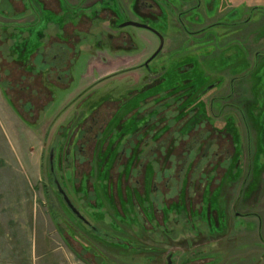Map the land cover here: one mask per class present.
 <instances>
[{
	"label": "rangeland",
	"instance_id": "1",
	"mask_svg": "<svg viewBox=\"0 0 264 264\" xmlns=\"http://www.w3.org/2000/svg\"><path fill=\"white\" fill-rule=\"evenodd\" d=\"M42 3L0 0V33L7 32L9 39L0 35V45L4 40L15 46L20 58L32 61L23 67L1 63L0 189L8 209L14 200L13 207L22 216L36 209L37 218H45L36 228L33 224L36 237L51 229L46 220L50 211L58 224L62 223L60 213L75 219L66 212L52 184L47 159L52 150L53 173L62 186L66 150L69 155L79 154L76 146L83 142L78 139L81 128L94 127V120L104 125L102 136L100 142L91 139L86 144L84 155L99 158V163L121 157L127 161L119 166L122 173L126 170L128 178L134 179L145 164L147 188L165 174L170 185L165 196L169 195L166 200L171 209L179 200L173 193L180 191V200H185L197 186L205 191L201 200L205 209L209 203L211 210L221 209L218 192L228 186L234 196L245 184L240 185L239 178L246 175L242 180L249 188L240 193L242 201L253 197L251 190L259 182L264 189V0H51L54 14L42 9ZM127 20L145 24L162 36V48L147 67L143 62L156 50L160 38L148 28L113 26ZM124 33L130 42L120 39ZM124 41L128 48L117 47ZM50 43L54 49L59 46L67 51L70 67L61 68L58 79L53 68L54 78L47 81L49 63H42L41 53ZM46 61H50L49 55ZM146 124L141 131L135 129ZM199 132L202 141L199 136L194 139ZM207 140L213 143L202 156ZM226 155L230 157L226 159ZM195 160L200 161L198 166ZM102 176L107 179L106 170ZM211 187L215 189L212 194L208 192ZM139 200L146 202L142 208L151 227L139 226L138 231L163 243L149 242L157 253L135 250V239L125 240L119 232L117 237L132 252L120 259L112 252L124 246L110 247L111 254L104 248L113 258L110 264H166L167 254L170 264H244L235 259L238 252H246L248 257L264 253V245L248 251L247 242L237 246L224 238L211 244L203 240L194 250L182 238L179 244L170 243L181 234L189 238L191 218L158 221L152 209L154 198L152 204L146 195ZM231 200L229 197L227 202ZM260 200L264 215V196ZM134 209L136 216L130 221L143 224L138 207ZM233 215L230 212L231 224L251 228V219ZM215 220L211 219L213 225ZM217 220L223 224L222 216ZM3 228L0 238L10 233L6 252L17 253L10 237L14 232ZM261 233L264 236L262 225ZM26 248L28 253L30 248ZM29 262L27 258L25 264Z\"/></svg>",
	"mask_w": 264,
	"mask_h": 264
},
{
	"label": "flooded vegetation",
	"instance_id": "2",
	"mask_svg": "<svg viewBox=\"0 0 264 264\" xmlns=\"http://www.w3.org/2000/svg\"><path fill=\"white\" fill-rule=\"evenodd\" d=\"M47 1L50 2L51 0H47ZM57 1H58V3L63 2V0H57ZM140 13H142V12H140ZM180 13H182V11L178 12L176 15H179ZM82 17H84V16L82 15ZM177 20H179V22H180V18L178 19V17H177ZM113 26L116 28L119 27V25L116 23H114ZM149 30L152 31L153 33H155L157 36H161L159 33L155 32L154 30H152V29H149ZM203 30L204 29L202 28L198 32H201ZM4 33H5L4 35L1 33H0V35L3 37V39H6V38L8 39V37H7L8 33L7 32H4ZM120 39L128 41L129 37L127 34L124 33L121 35ZM127 41H124V43L120 42L119 44H117V47L123 48V49L128 48V44H127L128 42ZM1 42H2V44L0 45V68L3 67V65L1 64L2 61L6 62V63H10V64H21V67L26 66L28 63L31 64L32 61L29 59V57H27V59L24 60V59L20 58V56H19L20 54L17 55V51H16V48L14 49V47H15L14 45H12V47H11V45L6 43L4 40H1ZM129 42H130V40H129ZM72 44H74V42H72ZM58 50L60 51V53L58 52ZM36 51H37V49H36ZM15 55H17L16 58L14 57ZM46 55L50 56L51 64H50V61L49 62L46 61ZM41 56H42V63L43 64L49 63L47 65L48 69H47L46 77H45V80H47V81H50V78L53 77L52 76L53 68L56 70L54 72L55 78L58 79V78H60L59 73L61 71V68L65 67V69H68L70 67L69 66L70 64L66 60L67 59V51L63 50L62 47L60 48L59 46H57V48L54 49V47L52 46V43H50L49 48H47L44 52L41 53ZM147 65H148V63H147ZM143 66L147 67L146 65H144V62H143ZM201 94H203V93H200V95ZM98 122H99V120H94V127H93V125H87V127H84L85 125H83V127L81 128V135L78 138L79 140L80 139L83 140V142H81L79 145L76 146V148H77L76 150L79 154H75V156H74V154L69 155L70 151L66 150V154L62 160L64 168H63V172H62L63 176L61 179L62 186L61 185L60 186H61L62 190L64 191L65 195L67 196V198L69 199V201L72 203V205L75 208L77 206L76 205L77 199H73V195H71V193L73 194V192L76 191L74 189V187H73L74 185L72 183H74V180L76 179V176L78 174L83 173L85 175V178L87 176L93 177L94 175L96 176L98 174V170L100 168L101 174H103V172L106 170V173H107L106 177L109 179V178H113V176H116L118 173L120 175L126 173V170L123 171V173H122L121 168L119 167L122 163H124V164L127 163V161L123 160L121 157H119V158L115 157L113 159L106 158L105 162L101 163V166L99 168H96V163L99 162L100 159L99 158L95 159L93 156L84 155L85 154V148L84 147L86 146V144L91 139H97V141L100 142V137L102 136V134L100 132H101L102 128L104 127V125L103 126H102V124L97 125ZM146 126H147V124L143 127L138 126L140 128H136L137 127L136 126L135 129H137L138 131L139 130L141 131ZM95 128H97V132L95 131ZM91 133H92V135H90ZM210 135H211V132H210ZM198 136H199L200 141H202L204 136L201 135L200 132L197 136H194L195 137L194 139H196ZM103 143H105V141H103ZM210 143L211 144L213 143L212 140H210V141L207 140L205 142V147L203 149L204 151L202 152V156H204L205 153H207L210 150ZM107 146H109V142L107 145H105L103 147H107ZM98 147L101 148L100 145ZM190 147H192V146H190ZM158 148L159 147H157V149ZM216 155H218L217 151L215 153V158H216ZM230 156H233V152H231ZM230 156L226 155L224 157H226V159H228ZM224 157H222V158H224ZM185 159H187V157ZM47 160H49V159H47ZM78 161L88 162L90 164L87 165L88 167L86 169L80 170L79 167H75V163H77ZM128 161H129V158H128ZM197 161L198 160L194 161L196 163V166H198V164L200 163V161L199 162H197ZM72 164L74 165L73 167H72ZM69 166H71L72 168ZM48 167H49V163H48ZM53 169H54V167H53V162H52V170H50V167H49L50 175H51L52 182H53L52 184L55 185L54 178H56V180L60 184V179L56 174L53 173ZM72 170L73 171L75 170V171L72 172ZM145 170H146L145 164H144L143 168L137 170V178H135V179L133 178L134 179V190L138 194L142 193L140 198H142V196L144 197L146 195V197H148L150 199V202H151V200L153 201V198H154L152 209H153L155 217H156V208H154V205H155L154 202L156 199V192L162 193L161 196L159 194L157 196L161 197V198L164 196L165 202H167V200H166L167 196H165L166 195L165 193L167 191L165 190V188L170 187L169 182H168L169 180L166 179L165 174H162V179L159 182L155 181L156 180L155 179L152 181V184L147 188L145 181H144V177L146 176ZM224 171H226V169H223V171L220 173L221 178L224 175ZM127 176H128V174H127ZM130 177H131V175L129 176V179L131 180L132 177L131 178ZM246 177H247V175L245 176V178ZM245 178H242V177L239 178L241 180V181L239 180L240 185H242L243 182L245 184L243 185V187H241L240 189L237 190L235 197L232 198V200H233L232 203H234L232 206H229L230 201L227 202L229 196L226 194H223L225 189L224 190L221 189L218 192L217 198L219 200H221L220 202H221L222 207H221V209H217V210H211L210 209L211 208L210 203L206 209H205V207L202 206L201 200L205 194V191H204V189L200 188V186H197L196 188H194L193 194L189 195L191 198H187L185 200H180L181 193H180V191H177V193H175V196L178 197L179 200H177L173 204L174 209H171L172 206L166 207L163 210V215H161L157 220L164 222V220L167 218L168 222L170 223V221L176 220V218H175L176 216H178L179 218L185 219V220L188 217H190L191 218V221H190L191 231H189V233H188V235H189L188 239H186L187 234L186 235L181 234V237H179L178 240L169 241V242L173 243V244L174 243L179 244L180 241L183 239V240H185L184 243L189 244L190 246H191V244L193 245V250H194L195 246L196 247L200 246L202 244L201 242L203 240L204 241L206 240L205 241L206 244H211L213 241L220 242V240H222L223 238L227 242H230L232 244H237V246H238L239 242H247L246 245L247 246L250 245L248 247V251H250V250L254 251V249H256V247H257V244L259 245L261 242L264 244V236H262V233H261V225L264 226V215H262L260 213L261 212V210H260V208H261L260 198L261 197L259 195V193H260V189L258 187L259 185L256 188H254L255 187V185H254V187L252 188L251 192H254V196L251 199H249L247 201H242L240 193L242 191L246 190V188H249V184L246 183V181L242 180ZM251 178L254 179L253 177H251ZM220 182L222 183V181H220ZM55 188H56V186H55ZM159 189H161L162 192H160ZM147 190H148V192H147ZM213 190H215V189L212 188L208 192L210 194H212ZM56 191H57V189H56ZM130 192H131V188H130ZM57 193H58V191H57ZM189 193H190V191H189ZM187 195H188V193L183 194V196H187ZM223 198H225L227 200H224ZM61 200H62L63 206L69 210L68 206L66 205V203L62 199V196H61ZM188 202H189V209H187V203ZM139 204H140V206H143V202H141L139 200L137 202V204H135V206L138 207L139 215L141 214V221L143 222V224L139 223V225H135L130 221V219L132 218V215L136 216V213L134 210L133 214L128 215V222H126L127 226L124 224H121V223H116L115 231L113 234L108 233L107 231H102V230H99L100 231L99 232L96 227L92 226L93 229L98 231V234L101 235L99 237L107 238V239L113 241L115 243V245H117V246L123 245V243L120 241V238L117 237V233H119V232L122 233L124 235V237L127 238L125 240L135 239V241H137L138 238L141 237L143 242L147 243V245L150 244L149 242H152L155 244L163 243L162 241H159V238H157L154 235H147L145 233L142 234L141 229H140L141 232L138 231L137 227H139V226H140V228H143V229L145 228V225L151 227V225L148 223L150 221L147 220L146 214L144 213L143 208L139 207ZM151 204H152V202H151ZM182 207L184 209H182ZM166 210H168V211H166ZM230 212H231V217H232V214H234L233 216H235L236 218L240 217L243 219H251V221H252L251 222V228L245 229V227L243 228V227L237 226L235 230L229 229V227L234 226V224L232 226H230L231 225L229 222ZM193 215L196 217V220L193 218ZM218 216L223 217V224H220L219 221L217 220ZM161 218H163V219H161ZM212 218L213 219L216 218L214 225L211 222ZM76 219L79 222L83 223L78 218H76ZM257 224H259L258 225L259 227L256 228ZM202 225H205L208 230L204 231L203 229H201ZM212 228H214V230ZM145 247L146 246L143 247V250H146V251L148 250V252L151 251L152 253L158 252V249H155L154 247H149V246L146 248ZM124 249H126V248H124ZM135 250H138V248L136 247ZM245 254H246V252L242 255H245ZM167 256H170V254H167Z\"/></svg>",
	"mask_w": 264,
	"mask_h": 264
},
{
	"label": "crops",
	"instance_id": "3",
	"mask_svg": "<svg viewBox=\"0 0 264 264\" xmlns=\"http://www.w3.org/2000/svg\"><path fill=\"white\" fill-rule=\"evenodd\" d=\"M42 1V9L54 14L52 4H50V2L48 3L47 0ZM18 21L17 24L21 25L20 20ZM89 164L90 163L88 162L78 161L75 163V167H79L80 170L86 169ZM83 166H85V168H82ZM100 166L101 163L97 162L96 168H99ZM100 172L101 169L99 168L96 176H87L86 178L85 175L81 173L78 174L74 180L76 187H73L76 191H74L75 194L73 193V199H77L76 209L89 222V225L83 223L80 224L81 222L79 223L77 220L70 218L65 212L64 215L63 213H60L62 223L58 224L55 221V218L52 217L55 222V224H53L50 216L52 213L50 211L46 215V220L51 222V229L48 227L47 229L49 232H45L44 235L39 233L38 237H36L37 234L36 230L34 231V226L36 228V226L41 223L40 221L42 219L45 220V218L42 216L41 219H38L36 209L29 212L27 216H22L21 213L15 211V208L13 207L14 200L8 209L4 200V197L6 196L4 194L5 192L0 189V229L5 230L3 226L5 228H10V230L12 229L14 233H12L10 237L14 238L13 241H15L18 250L17 253L12 252L8 254L6 252L9 247L6 239L10 240V233L6 234V236L4 234L3 237L0 238V264H25L27 258L30 261L29 264H66V262L75 259L83 260L86 264H110L109 260L113 259L108 256L111 254L109 250H112L110 247L117 246H115L113 241L99 237L101 235L98 234V231L102 230L113 234L116 224L113 226L112 221L127 226V217L128 215L133 214V211L135 210L134 208L136 207L135 204L139 201L142 193L138 194L134 190V179L132 178L130 180L126 173L121 175L118 173L116 176H113V178L106 179L103 178ZM254 181L255 180L252 179V183ZM258 185L260 189L262 184L259 182ZM232 191L226 186L223 194L234 198L237 191H235L236 193L234 196L231 194ZM158 194L159 192H156V199L154 202L157 219L163 215V210L166 207H169L167 204L169 199L165 202L164 196L161 198L157 196ZM251 195L254 196V192H251ZM259 195L260 197L264 196V189H260ZM173 196H175V193H173ZM232 201L233 200L229 202V206L234 204ZM145 203L146 202L143 203V206L146 205ZM174 203L175 201L173 204ZM139 207L142 206L139 204ZM187 209H189V202L187 203ZM16 216L18 218H16ZM5 217L7 219H5ZM232 225L233 224L230 226ZM92 226L96 227L98 231L93 229ZM25 229H28V232L25 231ZM201 229L204 231L208 230L205 225H202ZM229 229L235 230L236 226L229 227ZM136 244L138 250H143L144 246L148 247L147 243H144L141 237L138 238ZM261 245L264 244L261 242L259 245L257 244V247ZM26 246H29L30 248L28 253L24 251ZM122 246L126 249L119 247V250L112 252V254L121 256L120 259L126 257L125 254L132 252L131 247L127 244H123ZM104 248L107 249L105 251L109 254H106L103 250ZM262 254L264 255V253L261 252L257 253V255L254 253L248 257V255L238 253V255L235 256V259H238L240 262L242 261L244 264H260L262 257H264ZM230 260L227 259L228 262Z\"/></svg>",
	"mask_w": 264,
	"mask_h": 264
},
{
	"label": "water",
	"instance_id": "4",
	"mask_svg": "<svg viewBox=\"0 0 264 264\" xmlns=\"http://www.w3.org/2000/svg\"><path fill=\"white\" fill-rule=\"evenodd\" d=\"M126 25H133V26H137V27H142V28H148L145 24H142L140 22L137 21H132V20H127L123 23H121L119 25V27H123ZM150 29V28H148ZM159 44L158 47L156 48V50L151 54V56L149 58H147V60L144 62V65L147 66V63L161 50L162 45H163V39L161 36H159ZM52 150L49 151L48 154V163H49V167L50 170H52ZM54 183L56 186V189L58 191V193L62 196V199L64 200V202L66 203V205L68 206L70 212L76 217L78 218L80 221H82L84 224L89 225V222L84 218V216L72 205V203L69 201V199L67 198V196L65 195L64 191L62 190L60 184L58 183V181L56 180V178H54ZM166 264H170V256H167L166 258Z\"/></svg>",
	"mask_w": 264,
	"mask_h": 264
},
{
	"label": "built area",
	"instance_id": "5",
	"mask_svg": "<svg viewBox=\"0 0 264 264\" xmlns=\"http://www.w3.org/2000/svg\"><path fill=\"white\" fill-rule=\"evenodd\" d=\"M69 264H86L83 260L75 259L69 262Z\"/></svg>",
	"mask_w": 264,
	"mask_h": 264
},
{
	"label": "trees",
	"instance_id": "6",
	"mask_svg": "<svg viewBox=\"0 0 264 264\" xmlns=\"http://www.w3.org/2000/svg\"><path fill=\"white\" fill-rule=\"evenodd\" d=\"M172 91H175V88H173L170 92H172ZM170 92H168V93H170ZM201 93V92H200ZM191 96V95H190ZM66 208V207H65ZM66 210L73 216V217H75L67 208H66ZM76 219V218H75Z\"/></svg>",
	"mask_w": 264,
	"mask_h": 264
}]
</instances>
